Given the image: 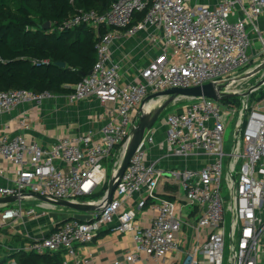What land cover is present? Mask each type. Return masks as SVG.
<instances>
[{
	"label": "built area",
	"instance_id": "1",
	"mask_svg": "<svg viewBox=\"0 0 264 264\" xmlns=\"http://www.w3.org/2000/svg\"><path fill=\"white\" fill-rule=\"evenodd\" d=\"M263 17L264 0H220L214 7L193 0H117L104 13L78 9L52 24L50 32L82 26L93 31L97 61L66 99L74 104L96 99L104 110L88 119L91 127L86 131L62 135L44 147L27 136L30 111L48 100L56 103L59 96L0 90V116L23 105L32 107L22 113V134L0 135V161L11 165L0 167V196L19 198L13 206L4 205L0 228L7 221L37 216L35 208L24 207L25 202H41L34 195L101 208L88 220L72 218L55 225L48 235L16 251H64L76 257L78 247L112 230L131 234L134 244L133 251L114 264H161L177 253L176 264H223L227 237L229 264H264V98L257 106L250 100L257 90L241 96L239 104L195 98L164 117L163 140L156 139V124L146 131L117 180L111 202L102 203L107 188L101 198L93 199L101 191L94 176L97 167L109 160L115 174L141 115L162 104L146 109L157 99L146 100L149 95L207 83L223 85L229 93L227 87L237 77L264 61ZM115 51H121V58ZM134 51L146 63L126 76L124 63ZM232 120L234 141L226 154L224 133ZM154 147L162 157L151 160ZM225 156L228 200L221 193ZM162 160L168 166H161ZM145 212L148 217L140 218Z\"/></svg>",
	"mask_w": 264,
	"mask_h": 264
},
{
	"label": "trees",
	"instance_id": "2",
	"mask_svg": "<svg viewBox=\"0 0 264 264\" xmlns=\"http://www.w3.org/2000/svg\"><path fill=\"white\" fill-rule=\"evenodd\" d=\"M115 1L0 0V90L47 91L57 96L73 93V86L97 61V39L85 26L48 35L40 22L50 21L52 26L78 9L104 13ZM33 25L36 31L26 30V26ZM56 62H65L66 67H59ZM237 97L241 96L224 99V102H235ZM105 190L106 187L93 199L101 198ZM24 255L32 256L34 262L21 260L20 256ZM46 256L19 252L17 264H41Z\"/></svg>",
	"mask_w": 264,
	"mask_h": 264
},
{
	"label": "crops",
	"instance_id": "3",
	"mask_svg": "<svg viewBox=\"0 0 264 264\" xmlns=\"http://www.w3.org/2000/svg\"><path fill=\"white\" fill-rule=\"evenodd\" d=\"M220 0H193L194 3L205 4L211 7L217 5ZM264 17L262 18V20ZM264 33V23H261ZM135 40V39H132ZM135 41L130 42V44ZM258 41L256 40V44ZM117 45H115L116 48ZM121 52V51H120ZM115 51L116 58H121L122 53ZM135 62V66L133 64ZM146 63V60L138 55L137 51L124 63V72L128 76L130 70L138 68ZM31 105H23L14 109L11 113L0 116V135L5 134L9 137H15L23 133L20 128V120L22 113L29 111ZM104 107L96 99L82 100L78 103H68L66 95H59L57 102L54 100L46 101L42 107L31 110L32 122L27 132V136L36 141L41 146H51L65 134H77L84 132L91 127L89 124L90 117L97 118L103 112ZM164 134L159 131L157 133V141H162ZM162 157V151L158 147L150 150V159H158ZM161 166H168L167 162L162 160ZM170 165H173L170 162ZM10 168L11 165L0 161V167ZM4 180L0 177V184ZM1 197V196H0ZM37 201V200H36ZM101 202V201H100ZM28 206L35 203L27 202ZM15 204V203H14ZM13 204V205H14ZM38 206L37 216H24L15 220L7 221L4 227L0 228V264L17 263L16 254L25 251H16L22 248L32 240L41 239L48 235L55 225L64 222L70 218H78L80 220H88L91 212H79L68 208H59L45 202ZM10 204V206H13ZM4 205L0 204V214L4 211ZM27 209V208H26ZM146 213V212H145ZM139 215L140 218L148 217V213ZM144 220V219H143ZM1 221V220H0ZM193 244L190 242V246ZM133 238L131 234H121L117 231H102L93 242L78 247L76 257L67 255L64 251L46 256L42 259L41 264H114L116 261L124 260L125 256L133 251ZM180 254H174L168 262L161 264H176ZM21 260L33 263L32 256H20ZM174 261V262H173ZM125 264H151L150 262L141 261L138 263Z\"/></svg>",
	"mask_w": 264,
	"mask_h": 264
},
{
	"label": "water",
	"instance_id": "4",
	"mask_svg": "<svg viewBox=\"0 0 264 264\" xmlns=\"http://www.w3.org/2000/svg\"><path fill=\"white\" fill-rule=\"evenodd\" d=\"M51 26V22L48 21L46 24L42 26L43 29H49ZM55 65L59 67H66L65 62H56ZM264 71V61L258 65H256L251 72L244 73L243 75L236 78V80L250 78L255 75H258L259 73ZM90 74V72L88 73ZM264 87V77L260 78L258 81L255 82V84L250 87L247 91L243 93H235V92H226L224 91L223 85H216L214 83H207L201 86H194L189 88H171L162 92H158L152 95H149L146 100L152 99V98H158L162 97L165 98L161 105H159L157 108H155L152 111L145 112L141 115L139 122L136 124V126L132 130V137L130 139V142L127 146V149L125 151V154L123 156V159L121 161V164L119 168L117 169V172L110 176L108 181V187L107 191L103 197L102 203L109 204L113 198L116 186H117V180L120 178L127 167L129 166V163L135 154L136 150L138 149L140 143L142 142L144 135L147 130H150L153 128V126L158 121L160 115L162 112L172 104L174 100L177 99H195V98H211L215 101H221L227 98H232L235 96H250L254 91L263 88ZM35 198L40 200L41 202L48 203L50 205L54 206H60L65 207L74 211L79 212H94L98 211L101 208V205L94 204L90 202H79L74 203L67 200H60V199H53L48 197H41L34 195ZM19 200L17 196H6V197H0V204L3 205H10L14 204ZM72 219V218H70ZM68 219V220H70ZM67 221V220H65ZM64 221V222H65Z\"/></svg>",
	"mask_w": 264,
	"mask_h": 264
},
{
	"label": "rangeland",
	"instance_id": "5",
	"mask_svg": "<svg viewBox=\"0 0 264 264\" xmlns=\"http://www.w3.org/2000/svg\"><path fill=\"white\" fill-rule=\"evenodd\" d=\"M73 0H70V3ZM48 21L46 22H40L41 24H46ZM52 26H50L49 29H44L46 30V33L49 35L50 34V30ZM26 30L28 31H36L37 27L36 25L33 26H26ZM260 44L257 43V46H259ZM264 77V71L259 73L258 75H255L253 77H251V79L249 80L248 83L243 84V80L237 81L236 84H230L227 87V90L230 92H243V91H247L250 87L251 84H254L257 80H259L261 77ZM247 79V78H246ZM247 88V89H246ZM246 89V90H245ZM264 98V88H260L259 90H257L256 92H254L250 98L252 104L254 105H259V103L263 100ZM165 98H157L154 101L150 102L149 105L153 106L156 103H161L164 101ZM235 103L237 102V104L240 103L241 101V97H237L236 99H234ZM192 102H194L193 99H182L179 102L176 103H172L171 105H169L160 115V119L156 122V126L159 131L161 132V134H164L165 132V126L162 125L161 120L168 116L169 114L179 111L180 109H182L183 107L191 104ZM148 105V108L150 107ZM157 108V107H156ZM234 123L235 120H232L231 123L229 125H227L225 133H224V152L226 154H230L232 151V146H233V141H234ZM228 160L229 157L225 156L223 159V175H222V182H221V193L222 196L225 200H228L231 196L230 194V190L228 188L227 185V181H226V172H227V164H228ZM121 161V157L117 162L116 168L119 166ZM113 168V164L112 162H110L109 160H104L96 169L94 176L99 180L100 182V187H101V191L106 187H108V181L109 178L111 176V169ZM35 203H33L32 205H27L28 203L25 202L24 207L25 208H35L36 210H38V202L39 201H34ZM59 208H62L60 206H56ZM65 208V207H63ZM230 225V219H227V231H229V226ZM229 238L227 237L226 242H225V248H224V263L223 264H229V254H230V249H229ZM174 262V261H173Z\"/></svg>",
	"mask_w": 264,
	"mask_h": 264
},
{
	"label": "bare ground",
	"instance_id": "6",
	"mask_svg": "<svg viewBox=\"0 0 264 264\" xmlns=\"http://www.w3.org/2000/svg\"><path fill=\"white\" fill-rule=\"evenodd\" d=\"M250 70H251V69H250ZM251 71H252V70H251ZM251 71H250V72H251ZM245 79H246V78H245ZM240 80H243V79H240ZM240 80H237V81H240ZM237 81H234V82H232L231 84H235V83H237ZM160 98H162V97H160ZM148 105H149V104H147V106H146L147 108H146V109H148ZM149 106H150V105H149Z\"/></svg>",
	"mask_w": 264,
	"mask_h": 264
}]
</instances>
